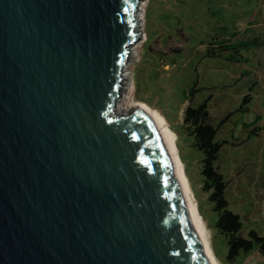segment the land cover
Masks as SVG:
<instances>
[{"label":"water","instance_id":"1","mask_svg":"<svg viewBox=\"0 0 264 264\" xmlns=\"http://www.w3.org/2000/svg\"><path fill=\"white\" fill-rule=\"evenodd\" d=\"M141 1L0 0V264H210L154 120L116 108Z\"/></svg>","mask_w":264,"mask_h":264},{"label":"rangeland","instance_id":"2","mask_svg":"<svg viewBox=\"0 0 264 264\" xmlns=\"http://www.w3.org/2000/svg\"><path fill=\"white\" fill-rule=\"evenodd\" d=\"M144 8L142 30L146 37L126 64L134 87L130 92L124 84L117 106L132 94L167 120L220 264H264V254L257 249L241 252L234 260L227 258V237L216 226L217 213L204 185L202 154L183 123L184 110L190 103L184 91L194 83L199 91L193 105L212 94L208 106L212 123L230 114L217 132V139L227 143L216 164L228 182L229 208L241 214L240 234L246 237L254 229L264 235V96L250 106L254 111L259 106L261 121L254 123V114L241 108L253 81L264 90V47L243 49L241 53L248 59L241 63L207 54L208 48L216 46L213 40L226 38L232 27L239 29L242 39L258 36L264 40V0H147ZM223 43L226 40L216 44ZM251 92L254 95V90ZM117 111L123 113L119 108ZM256 127L261 129L251 133Z\"/></svg>","mask_w":264,"mask_h":264},{"label":"trees","instance_id":"3","mask_svg":"<svg viewBox=\"0 0 264 264\" xmlns=\"http://www.w3.org/2000/svg\"><path fill=\"white\" fill-rule=\"evenodd\" d=\"M223 40L225 41L226 39H214L216 46L208 48L207 54L223 56L230 61H239L238 52L240 50H248L264 45V40L254 38L235 42L226 40V43L216 44ZM213 41L209 44L213 45ZM198 91L199 88H197L196 83L184 91V97L190 103L184 110L183 123L193 137V145L202 154L201 172L204 178V185L209 191V198L217 213L216 226L227 237V258L234 260L241 252L247 253L254 249L264 254V235L258 234L254 229H250L246 237L240 234L243 228L241 214L229 208V200L226 196L228 182L216 164L222 146L227 143L225 140L217 139V132L230 117V114H227L218 123H212L209 120L210 114L208 110L212 94H209L197 105H193L194 96ZM250 98L249 94L243 96L241 108L244 107V111L248 109L247 105L250 102ZM254 121L257 120L255 119ZM244 126L246 125L244 124ZM258 130L259 128L256 127L252 129L251 133H255Z\"/></svg>","mask_w":264,"mask_h":264},{"label":"bare ground","instance_id":"4","mask_svg":"<svg viewBox=\"0 0 264 264\" xmlns=\"http://www.w3.org/2000/svg\"><path fill=\"white\" fill-rule=\"evenodd\" d=\"M146 1L147 0L141 1V3L139 4L138 11L136 13L140 31L142 30V26L144 25V11H145L144 7L146 5ZM145 37L146 36L142 30V37L140 38V40L133 43V45L131 46V52L133 54H136L138 52L140 42L145 40L144 39ZM123 76H124V84H126V87L131 92L134 87V82H133L134 80L130 78L129 72L127 70V65H125L123 69ZM137 106L142 108L152 117V119L154 120L156 126L158 127L160 131V134L162 136V139L166 147L168 148L169 152L173 156L175 174L180 182L197 237L201 241V246L204 252L207 253V256H206L207 260L209 261L210 264H220V261L215 255V252L210 242V231L203 219V216L201 215L198 209L197 202L194 198L193 192L190 187L189 180L186 176L185 166L179 155V152H178V149L175 143V134L171 130L167 120L155 107L151 106L149 103H147L144 100L135 99L132 96V94H128L126 98L124 99L123 103L121 105L116 106V108H119L122 112H125V111L127 112L128 110H132L134 107H137Z\"/></svg>","mask_w":264,"mask_h":264},{"label":"crops","instance_id":"5","mask_svg":"<svg viewBox=\"0 0 264 264\" xmlns=\"http://www.w3.org/2000/svg\"><path fill=\"white\" fill-rule=\"evenodd\" d=\"M226 28V27H225ZM239 29L237 28V27H232V29L227 33V37L225 38L226 40H231L232 42H235V41H240V40H246V38L245 39H242V38H240L238 35L239 34H241V32L240 31H238ZM254 39H259V40H262L260 37H253ZM252 38V39H253ZM264 47V45L263 46H258V47H254V48H263ZM254 48H251V49H254ZM243 50V49H242ZM242 50H240L239 52H238V54H239V61H234L235 63H241L240 61H243V62H245V61H247V59H248V55H243L241 52H242ZM249 50V49H248ZM241 74V73H240ZM242 75V74H241ZM254 86V88L252 89V87ZM256 87H258V89H257V91H256ZM251 90H254V95H253V93L251 92ZM245 94H249L250 95V102H249V104H248V109H247V111L249 112V111H251L253 114H254V118H253V122L255 123V122H258V121H261L262 120V118H263V116H262V111H261V109L259 108V106H258V111H254L253 109H251L250 108V106H252V102L254 101V100H259L260 99V97H262V96H264V90H262L261 89V85H260V83L259 82H256V81H253L252 82V84H251V87L249 88V92H247V93H245ZM258 103V102H257ZM263 103V102H262ZM257 120V121H254V120ZM259 128V127H258ZM261 128H259V130H260Z\"/></svg>","mask_w":264,"mask_h":264}]
</instances>
